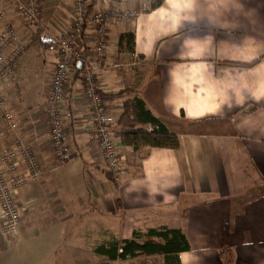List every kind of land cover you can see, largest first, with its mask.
<instances>
[{"label":"crops","instance_id":"obj_1","mask_svg":"<svg viewBox=\"0 0 264 264\" xmlns=\"http://www.w3.org/2000/svg\"><path fill=\"white\" fill-rule=\"evenodd\" d=\"M12 3L0 0V10ZM41 5V32L13 19L24 50L14 65L18 81L6 93L44 175L25 191L30 207L18 235L10 243L0 239V264L10 258L23 264L14 258L18 251L23 258V250L45 248L48 241L34 240L42 233L45 239L52 217H61L56 225L62 227L75 218L76 233H84L89 218L101 234L94 249L135 231L169 227L182 230L191 247L180 254L181 264H228L221 261L225 248L229 264H264V0H97L92 10L136 12L110 28L108 59L95 64L116 120L122 155L116 183L90 139V111L76 71L62 108L66 163L55 160L45 105L59 62L53 42L72 26L73 0ZM95 40L89 25L83 51L91 52ZM135 98L178 136L179 149H148L140 159L124 145L118 123ZM117 224L129 235L118 237ZM196 248L211 251L200 255Z\"/></svg>","mask_w":264,"mask_h":264},{"label":"built area","instance_id":"obj_2","mask_svg":"<svg viewBox=\"0 0 264 264\" xmlns=\"http://www.w3.org/2000/svg\"><path fill=\"white\" fill-rule=\"evenodd\" d=\"M73 15L71 28L53 42L59 62L45 105L50 144L57 164L65 165L66 133L62 108L69 76L78 70L90 111V139L98 146L103 168L117 181L122 174V155L116 136V120L101 93L95 64H103L108 59L110 28L132 20L136 12L92 10V0H73ZM14 18L41 32L44 28L41 0H13L9 7L0 10V121L5 127V132L0 134V238L6 243L18 235L22 219L30 207L25 191L44 175L42 160L34 144L26 142L25 130L6 93L18 81L14 65L24 50L18 46ZM89 25L94 27L96 34L95 47L91 52H85L80 43ZM78 64H81L80 69Z\"/></svg>","mask_w":264,"mask_h":264},{"label":"trees","instance_id":"obj_3","mask_svg":"<svg viewBox=\"0 0 264 264\" xmlns=\"http://www.w3.org/2000/svg\"><path fill=\"white\" fill-rule=\"evenodd\" d=\"M96 2L97 0H93L92 8ZM76 72L79 73L78 70ZM118 124L121 126L118 135L124 145L132 147L140 159L148 155V149L176 150L180 147L178 136L171 133L159 119L146 110L143 102L136 98L125 103ZM137 124H150L153 129L150 132L135 129ZM111 180L116 183L113 176ZM190 251L189 241L183 231L169 227L150 229L147 232L135 231L131 238H112L94 249L96 254L111 262L127 261L142 256H162L164 264H181L180 254Z\"/></svg>","mask_w":264,"mask_h":264},{"label":"rangeland","instance_id":"obj_4","mask_svg":"<svg viewBox=\"0 0 264 264\" xmlns=\"http://www.w3.org/2000/svg\"><path fill=\"white\" fill-rule=\"evenodd\" d=\"M59 219H61V217H58L57 219L52 217L49 218V222L47 219V224H52L50 226V231L46 232V234L44 235L45 239L43 238L42 233L37 234L39 236L34 240V242H36L37 244H40L43 240L45 242L48 241V245L45 248H41L40 245H36L33 248H29L25 251L23 250V258L20 257L21 251H18L17 254H15L14 258H18L23 262V264H26V262H28L29 255H31L30 258H32V264H164V258L162 256H142L140 258L130 259L127 261L111 262L106 258L97 256L94 253L93 247L97 243V240L99 239L101 234L97 233L98 226L93 225V222L89 221V218H85V221H88V223H86L84 233H76L72 231V228H75V218L69 219L66 227H62L63 225H56L57 223H60L58 221ZM31 220H33V217H31ZM106 227H108V225H106ZM116 227L117 229L122 230L120 232H117L116 235L118 237H125L126 235H129V232L124 231L125 226H123L122 224L121 226L117 224ZM193 239L195 241L196 237L194 236ZM197 240L198 242L202 243L201 245L206 244L204 243L205 239H203V237L198 238ZM219 242H226L223 235H220ZM202 250L203 248H196V251L200 255H207L211 251ZM224 251L221 256V261L223 263H226L228 261L229 264L230 262H232V259H228L229 256L227 251L229 250L228 248H225ZM12 262L13 260L10 258L8 261H5V264H18L17 260L14 261L15 263Z\"/></svg>","mask_w":264,"mask_h":264},{"label":"water","instance_id":"obj_5","mask_svg":"<svg viewBox=\"0 0 264 264\" xmlns=\"http://www.w3.org/2000/svg\"><path fill=\"white\" fill-rule=\"evenodd\" d=\"M81 64H78V69H80Z\"/></svg>","mask_w":264,"mask_h":264}]
</instances>
